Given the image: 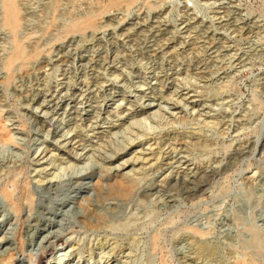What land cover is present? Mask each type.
I'll return each instance as SVG.
<instances>
[{
  "label": "rangeland",
  "instance_id": "rangeland-1",
  "mask_svg": "<svg viewBox=\"0 0 264 264\" xmlns=\"http://www.w3.org/2000/svg\"><path fill=\"white\" fill-rule=\"evenodd\" d=\"M2 2L4 264H264V0Z\"/></svg>",
  "mask_w": 264,
  "mask_h": 264
},
{
  "label": "bare ground",
  "instance_id": "bare-ground-1",
  "mask_svg": "<svg viewBox=\"0 0 264 264\" xmlns=\"http://www.w3.org/2000/svg\"><path fill=\"white\" fill-rule=\"evenodd\" d=\"M123 1H127V3H128V1H130V0H110V3H111V5H118V4H120L121 2H123ZM3 8H4V19H5V23L10 27V29H14V31H15V29L16 28H18V19H17V17H16V15L18 14L17 13V6H15V0H3ZM1 3V4H2ZM219 6V5H218ZM191 7V6H190ZM192 8V7H191ZM193 17V16H192ZM214 17V16H213ZM217 17V16H216ZM153 18V17H152ZM4 19H3V22H4ZM157 19V18H156ZM224 19V18H223ZM137 20V19H136ZM189 20V19H188ZM146 21V20H145ZM156 21V20H155ZM161 21V20H160ZM192 21H193V19H192ZM195 21V20H194ZM142 22V21H141ZM187 22V21H186ZM222 22V21H221ZM153 23V22H152ZM157 23V22H156ZM161 23V22H160ZM189 23V22H188ZM219 23V22H218ZM232 23V22H231ZM234 23V22H233ZM136 24V23H135ZM155 24V23H154ZM235 24V23H234ZM75 26H74V28H77V29H82V28H85L86 29V27H92L93 26V19L91 18V17H88V18H86V19H84V20H82V21H80V22H78V23H76V24H74ZM129 25V24H128ZM157 25V24H156ZM182 25V24H181ZM184 25V24H183ZM219 25V24H218ZM153 26V25H152ZM160 26V25H159ZM220 26V25H219ZM226 26V25H225ZM244 26V25H243ZM131 28H132V26H130ZM129 27V28H130ZM192 27V26H191ZM208 27V26H207ZM231 27V26H230ZM143 28V27H142ZM146 28V27H145ZM161 28V27H160ZM205 28V27H204ZM233 28H235L234 26H233ZM191 29H193V28H191ZM236 29V28H235ZM240 29V28H239ZM136 30H137V28H136ZM166 30V29H165ZM219 30V29H218ZM125 31H126V29H125ZM189 31V30H188ZM187 31V32H188ZM128 33V32H127ZM145 33V32H144ZM210 33V32H209ZM206 34V33H205ZM119 35V34H118ZM214 35V34H213ZM121 36V35H120ZM194 37V36H193ZM215 37H218V36H215ZM222 37V36H221ZM127 38V37H126ZM121 39V38H120ZM149 39H151V38H149ZM210 39V38H209ZM211 39H212V37H211ZM124 40V39H123ZM196 40V39H195ZM200 40V39H199ZM163 41V40H162ZM165 41V40H164ZM205 41V40H204ZM210 41V40H209ZM208 41V42H209ZM215 41V40H214ZM160 42V41H159ZM168 42V41H167ZM154 43V42H153ZM166 43V42H165ZM188 43V42H187ZM190 43V42H189ZM221 43V42H220ZM19 44V42H17V45ZM155 44H157V43H155ZM162 44H164V43H162ZM207 44H209V43H207ZM158 45V44H157ZM159 45H161V43L159 44ZM158 45V46H159ZM165 45H167V44H165ZM202 45H204V44H202ZM214 45V44H213ZM192 46V45H191ZM16 47V46H15ZM161 48H163L162 46H160ZM194 47V46H193ZM199 47V46H198ZM201 47V46H200ZM214 47V46H213ZM221 47V46H220ZM204 48V47H203ZM212 48V47H211ZM219 48V47H218ZM16 50L14 51V53L10 56V58H9V64H11L12 62H14L17 58H20L21 56H22V49L19 47V46H17V48H15ZM159 48H157V50H158ZM207 49V48H206ZM212 49H214V48H212ZM156 50V49H155ZM160 50V49H159ZM163 51V50H162ZM208 51V50H207ZM220 51V50H219ZM207 54V53H206ZM211 55V54H210ZM213 55V54H212ZM162 56V55H161ZM107 58V57H106ZM105 58V60H107ZM170 58V57H169ZM120 61V60H119ZM8 62V61H7ZM118 62V61H117ZM168 62V61H167ZM117 64V63H116ZM115 64V65H116ZM176 67V66H175ZM177 68V67H176ZM180 68V67H179ZM116 69V68H115ZM205 69V68H204ZM158 71V70H157ZM167 70H164V71H161V72H156L154 75H155V78H156V75H158V76H167V75H169V74H172V73H169L168 71L166 72ZM179 71V70H178ZM115 72V71H114ZM172 72V71H171ZM198 72V71H197ZM196 72V73H197ZM204 73V72H203ZM170 76V75H169ZM168 76V77H169ZM179 76V75H178ZM171 77H172V75H171ZM159 78V77H158ZM164 78V77H163ZM166 79V78H165ZM168 79V78H167ZM172 79V78H171ZM153 80V79H152ZM162 83V82H161ZM140 85V84H139ZM142 85V84H141ZM176 85V84H175ZM146 86H148V85H146ZM164 86V85H163ZM150 88V87H149ZM148 88V89H149ZM151 90V89H150ZM160 90V89H159ZM140 91H143V92H145L146 90H144L143 88L142 89H140ZM184 91V90H183ZM38 92V91H37ZM159 92V91H158ZM172 92V91H171ZM177 92V91H176ZM39 93V92H38ZM133 93V92H132ZM161 93V92H160ZM174 93V92H173ZM43 95V94H42ZM150 95H151V93H150ZM157 95V94H156ZM168 95V94H167ZM198 95V94H197ZM130 96H132V97H134V98H136V96L137 97H140V106L139 107H141V109L140 110H143V113H151L152 114V110L156 107V110H158L157 109V106H160L161 104L158 102V103H156L157 102V100L158 99H153L154 97H152V96H149V93H148V95L146 94V95H138V94H130ZM171 96V95H170ZM183 96V95H182ZM162 97V96H161ZM180 97V96H179ZM39 98V97H38ZM195 98V97H194ZM121 100V99H120ZM124 100V99H123ZM133 100V99H132ZM169 100V99H168ZM174 100V99H173ZM159 101V100H158ZM175 101V100H174ZM191 102H196V100H192ZM204 103V102H203ZM120 104V103H119ZM130 104V103H129ZM133 104V103H132ZM160 104V105H159ZM198 104V103H197ZM134 105H135V103H134ZM186 105V104H185ZM188 106H189V104H187ZM194 105V104H193ZM202 106V108H203V104L201 105ZM138 107V106H137ZM191 107V106H190ZM207 107V106H206ZM127 108H128V105H127ZM125 109V108H124ZM130 109V108H129ZM87 110V109H86ZM127 110V109H126ZM133 110H136V109H133ZM193 110H194V108H193ZM45 111V110H44ZM91 110L90 109H88L84 114H88V112H90ZM155 111V110H154ZM153 111V112H154ZM133 112V111H132ZM140 112V111H139ZM134 113V112H133ZM138 113V112H137ZM142 113V114H143ZM155 113V112H154ZM48 114V113H47ZM142 119V118H141ZM140 120V119H139ZM115 125H118V123H115ZM8 135L9 134H7L6 133V131H5V128L0 124V139H3V138H6V137H8ZM74 136V135H73ZM64 139V138H63ZM40 143L41 141L40 140H36L35 142H32V144H30V145H33L34 143ZM264 142V141H263ZM67 143V142H66ZM62 144V143H61ZM78 144V143H77ZM67 145V144H66ZM254 145V144H253ZM262 147H264V146H262ZM45 148V147H44ZM66 148V147H65ZM46 149H48V148H46ZM72 149V148H71ZM81 149V148H80ZM244 149V148H243ZM245 150H246V148H245ZM87 151H88V149H87ZM87 151H85V152H83V153H79V152H77V153H75V155H73L74 156V159L75 160H83V159H85L86 157H84L85 156V154H86V152ZM42 152H43V150H42ZM125 152H127V149L126 150H124V152L122 151V153L121 154H123V153H125ZM72 154H74V153H72ZM46 155V154H45ZM45 155H42V153H40L39 155H37L34 159L36 160V164L37 165H41V164H44L45 163V161H44V157H45ZM48 157V156H47ZM129 159V158H128ZM138 159V158H137ZM173 159V158H172ZM48 160V159H47ZM178 160V159H177ZM126 161V164H127V162H128V160H125ZM172 164V163H171ZM186 164V163H185ZM45 165V164H44ZM129 166V165H128ZM123 169V168H122ZM169 170V169H168ZM196 174V173H195ZM194 173L192 174V175H190V177L188 178V180H187V182H186V193H193V192H195V191H198V190H200L201 188V186H196V187H192V185L190 186V184H192L193 183V181L195 180V176L197 177V174L195 175ZM184 175V174H183ZM188 176V175H187ZM183 177V176H182ZM200 177V176H199ZM185 178H186V176H185ZM85 184V183H84ZM184 185V184H183ZM99 187V186H98ZM110 187V186H109ZM80 189V188H79ZM108 190V189H107ZM110 190L112 191V192H114L115 194H119V195H125L126 193H128V191L130 190V185L129 184H127V183H125V182H123V181H121V180H117L114 184H112V186H111V188H110ZM5 195L8 197V196H10V192L9 191H5ZM85 203V202H84ZM64 206H67V204H62V206H61V208L62 207H64ZM59 210H60V208H57V209H53L52 210V212L55 214V216L57 215V216H59L60 215V212H59ZM62 212V211H61ZM56 216V217H57ZM65 217V216H64ZM58 219V218H57ZM59 225V221H55L54 219H51V220H49V222L47 223V224H45L44 225V227L41 229V230H39L40 231V233H41V235H42V238H43V240H48V239H52V238H58L59 236H60V233H57V231L56 230H54L55 229V227H57ZM88 225V224H87ZM6 237V236H5ZM9 237V236H8ZM41 238V239H42ZM1 245L2 246H5V249H4V251L0 254V264H4V260H5V257H7V256H9V257H12V254L10 253L13 249H14V246H12L13 245V243H11V239H9V238H5V239H3L2 240V242H1ZM4 252H6V253H4ZM7 253H9L8 255H6ZM12 253H13V251H12ZM42 257V256H41ZM40 257V258H41ZM91 258V257H90ZM108 263V262H107ZM6 264H8V263H6ZM15 264H21L20 262H18V263H15ZM98 264V263H97ZM236 264H243V262H238V263H236Z\"/></svg>",
  "mask_w": 264,
  "mask_h": 264
}]
</instances>
